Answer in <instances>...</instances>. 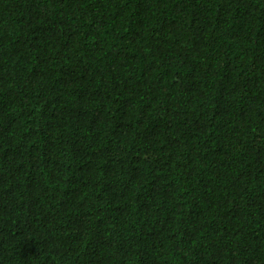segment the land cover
Here are the masks:
<instances>
[{
	"label": "trees",
	"instance_id": "obj_1",
	"mask_svg": "<svg viewBox=\"0 0 264 264\" xmlns=\"http://www.w3.org/2000/svg\"><path fill=\"white\" fill-rule=\"evenodd\" d=\"M0 264H264V0H0Z\"/></svg>",
	"mask_w": 264,
	"mask_h": 264
}]
</instances>
